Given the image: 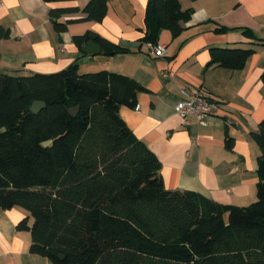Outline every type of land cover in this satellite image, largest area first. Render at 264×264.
<instances>
[{
  "label": "trees",
  "instance_id": "16d2710c",
  "mask_svg": "<svg viewBox=\"0 0 264 264\" xmlns=\"http://www.w3.org/2000/svg\"><path fill=\"white\" fill-rule=\"evenodd\" d=\"M106 9L105 0H90L81 12L53 8L48 16L61 35L70 24L101 22ZM190 13L179 0H148L144 40L155 43L160 30L177 36ZM89 35L72 42L80 49ZM95 37L105 56L125 52ZM253 53L212 48L207 67L241 70ZM143 91L125 75L80 74L74 64L53 74L0 73V210L29 213L31 225L24 218L16 226L30 233L29 252L49 264H264V119L251 134L260 151L256 200L221 205L165 189L158 159L119 115ZM35 101L45 105L38 113L29 110Z\"/></svg>",
  "mask_w": 264,
  "mask_h": 264
},
{
  "label": "crops",
  "instance_id": "0c3cea01",
  "mask_svg": "<svg viewBox=\"0 0 264 264\" xmlns=\"http://www.w3.org/2000/svg\"><path fill=\"white\" fill-rule=\"evenodd\" d=\"M89 1L2 0L0 73L53 74L74 64L80 74L106 70L132 78L145 91L133 108L121 107L119 115L158 159L165 189L194 192L221 205L254 202L260 151L251 134L264 119V0H179L183 11H191L190 18L175 37L160 30L155 43L144 40L148 0H105L101 22L74 23L61 35L54 32L49 10L75 7L81 12ZM83 17L78 13L64 19ZM222 27L229 30L216 32ZM86 32L125 52L84 62L72 37ZM150 45H163V57H155ZM212 48L254 53L241 70L232 71L207 67ZM164 72L172 77L164 78ZM188 87L217 103L202 125L190 117V126L184 127L175 112L180 90ZM226 133L233 139L232 149L225 148ZM24 218L31 225L22 208L0 210V264H49L29 252L30 233L16 229Z\"/></svg>",
  "mask_w": 264,
  "mask_h": 264
},
{
  "label": "built area",
  "instance_id": "2783aa9c",
  "mask_svg": "<svg viewBox=\"0 0 264 264\" xmlns=\"http://www.w3.org/2000/svg\"><path fill=\"white\" fill-rule=\"evenodd\" d=\"M1 2L2 0H0V3ZM149 47L155 57H163V45H150ZM162 76L164 78H171L172 73L164 72ZM180 92L182 98L176 103L175 112L182 119L183 126H190V117H194L199 124H204L205 118L212 114L213 110L217 107V103L212 101L202 90L197 88L188 87L186 89H181Z\"/></svg>",
  "mask_w": 264,
  "mask_h": 264
},
{
  "label": "water",
  "instance_id": "95a60500",
  "mask_svg": "<svg viewBox=\"0 0 264 264\" xmlns=\"http://www.w3.org/2000/svg\"><path fill=\"white\" fill-rule=\"evenodd\" d=\"M96 37L94 35H89L88 40L80 47V52L85 56L83 59L84 62L92 61L95 56L103 55L104 52L102 51L101 47L96 44L95 42ZM44 103L40 101H35L30 106L29 110L32 113H38L41 109L44 108ZM78 111V107L69 109V112L76 116ZM52 144V141H46L43 143V146L47 147Z\"/></svg>",
  "mask_w": 264,
  "mask_h": 264
},
{
  "label": "rangeland",
  "instance_id": "374dc122",
  "mask_svg": "<svg viewBox=\"0 0 264 264\" xmlns=\"http://www.w3.org/2000/svg\"><path fill=\"white\" fill-rule=\"evenodd\" d=\"M89 73H93V72H89Z\"/></svg>",
  "mask_w": 264,
  "mask_h": 264
}]
</instances>
